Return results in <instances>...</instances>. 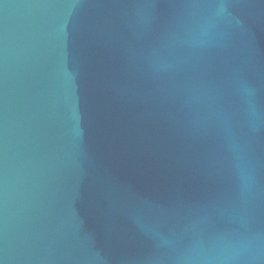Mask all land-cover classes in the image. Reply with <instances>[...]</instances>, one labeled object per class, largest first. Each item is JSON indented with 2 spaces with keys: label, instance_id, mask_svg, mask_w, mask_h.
Instances as JSON below:
<instances>
[{
  "label": "water",
  "instance_id": "water-1",
  "mask_svg": "<svg viewBox=\"0 0 264 264\" xmlns=\"http://www.w3.org/2000/svg\"><path fill=\"white\" fill-rule=\"evenodd\" d=\"M198 245L264 264V0H0V264Z\"/></svg>",
  "mask_w": 264,
  "mask_h": 264
},
{
  "label": "clouds",
  "instance_id": "clouds-1",
  "mask_svg": "<svg viewBox=\"0 0 264 264\" xmlns=\"http://www.w3.org/2000/svg\"><path fill=\"white\" fill-rule=\"evenodd\" d=\"M247 186V185H246ZM196 255L200 258H202L205 262V264H213V258L208 256L207 249L203 248L202 246H197L195 249ZM232 253H228V255H231Z\"/></svg>",
  "mask_w": 264,
  "mask_h": 264
}]
</instances>
